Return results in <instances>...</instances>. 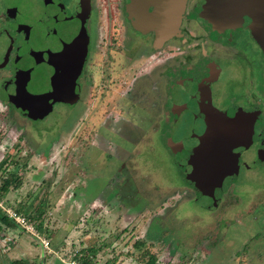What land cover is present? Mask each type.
I'll return each mask as SVG.
<instances>
[{"label":"flooded vegetation","instance_id":"obj_1","mask_svg":"<svg viewBox=\"0 0 264 264\" xmlns=\"http://www.w3.org/2000/svg\"><path fill=\"white\" fill-rule=\"evenodd\" d=\"M129 1L0 0V104L30 120L78 109L89 137L100 117L146 149L160 137L176 171L190 146L197 185L177 171L182 200L207 215L214 245L240 221L242 250L264 252V47L233 12L209 21L203 0H186L178 30L158 44L154 30L134 27ZM18 89L42 94L48 113L16 107L8 90Z\"/></svg>","mask_w":264,"mask_h":264},{"label":"rangeland","instance_id":"obj_2","mask_svg":"<svg viewBox=\"0 0 264 264\" xmlns=\"http://www.w3.org/2000/svg\"><path fill=\"white\" fill-rule=\"evenodd\" d=\"M76 116L78 109L30 120L0 104V159H7L0 177L17 165L21 180L3 205L40 202L49 232L35 230L50 240L43 248L32 234L1 225V260L70 264L76 252L93 246L96 264H137L133 243L144 240L157 258L152 264H264V252L242 250L240 221L227 241L214 245L207 215L182 200L174 154L162 138L146 149L136 132L119 136L118 125L113 131L100 117L89 121L98 133L89 137Z\"/></svg>","mask_w":264,"mask_h":264},{"label":"water","instance_id":"obj_3","mask_svg":"<svg viewBox=\"0 0 264 264\" xmlns=\"http://www.w3.org/2000/svg\"><path fill=\"white\" fill-rule=\"evenodd\" d=\"M185 2L186 0H130L128 3V14L133 20L132 24L135 28L142 31L154 30L156 34V43L159 44L160 41L171 37V35L178 30L181 16L184 12ZM214 2L218 3L215 7ZM211 3L212 5H210ZM201 9L202 15L216 25L221 21H225L226 23V14L228 12H233V17L237 23L240 24L243 22L251 25L253 34L258 37L260 43L264 47V0H203ZM8 91L10 101L13 102L16 107H20L32 118H43L44 115L48 113L49 103L45 101L42 94H28L23 92L24 90H21L22 93H19V89L17 91L15 90L14 94L11 93V90ZM34 108L35 110L32 111ZM175 132L173 127L171 129V137L173 139H177L174 135ZM208 140L207 136H203L200 142L208 146ZM198 144L199 143H197V146ZM185 148L182 150L186 151L190 146ZM182 150L175 156V159L179 162L177 171L179 174L183 175L181 168L184 167L188 171L187 175H185L186 180L196 184L193 177L190 176L192 171L185 166L188 161L185 160V158L190 159L191 156L185 157V152ZM207 152H209L208 147Z\"/></svg>","mask_w":264,"mask_h":264},{"label":"trees","instance_id":"obj_4","mask_svg":"<svg viewBox=\"0 0 264 264\" xmlns=\"http://www.w3.org/2000/svg\"><path fill=\"white\" fill-rule=\"evenodd\" d=\"M7 159H0V171L4 165H6ZM16 165V162L14 163ZM25 164H23L24 166ZM18 166L5 173L0 177V195L1 197L10 189L17 188L20 186L21 180L17 172ZM40 204V202H39ZM37 204L35 208H33V202H26L20 205L19 208H16L17 211L26 214L27 218L33 223L34 227L38 230V233L41 231L47 232V228L44 225V206L42 204ZM39 205V206H38ZM5 225L6 227L12 229H20L21 231H25L18 223H16L12 218H10L7 213L0 207V228ZM44 227V228H43ZM49 232V231H48ZM42 233V232H41ZM36 237V236H35ZM49 240V238H48ZM50 241V240H49ZM40 243V242H39ZM133 245L138 249V255L136 258L139 260L137 264H146L150 261V263H154L157 258L152 252L149 250V246H146V242L144 240H136ZM42 246V245H41ZM96 249L93 246H88L85 250H81L80 252H76L72 256L73 259L79 261L81 264H96L93 262V257L95 256ZM80 254V255H79ZM116 258H113L112 261H115ZM0 264H37L35 261H29L24 258H17L11 260L10 262L1 260ZM104 264H108L107 262Z\"/></svg>","mask_w":264,"mask_h":264},{"label":"built area","instance_id":"obj_5","mask_svg":"<svg viewBox=\"0 0 264 264\" xmlns=\"http://www.w3.org/2000/svg\"><path fill=\"white\" fill-rule=\"evenodd\" d=\"M0 207L7 213V215L10 218H12L16 223H18L26 232L32 234L33 236H36L40 240L39 242H41V245L43 246V248L49 247V243H50L49 240L37 235V232L35 230L33 223L29 220V218H27L25 214L17 211L16 209L3 205L1 195H0ZM69 263L70 264H81L77 260H73Z\"/></svg>","mask_w":264,"mask_h":264}]
</instances>
